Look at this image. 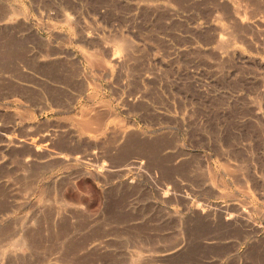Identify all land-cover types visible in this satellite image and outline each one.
I'll return each instance as SVG.
<instances>
[{"label":"rangeland","instance_id":"rangeland-1","mask_svg":"<svg viewBox=\"0 0 264 264\" xmlns=\"http://www.w3.org/2000/svg\"><path fill=\"white\" fill-rule=\"evenodd\" d=\"M0 264H264V0H0Z\"/></svg>","mask_w":264,"mask_h":264},{"label":"bare ground","instance_id":"bare-ground-1","mask_svg":"<svg viewBox=\"0 0 264 264\" xmlns=\"http://www.w3.org/2000/svg\"><path fill=\"white\" fill-rule=\"evenodd\" d=\"M221 40H219V42H220ZM224 41V40H223ZM220 47V46H219ZM223 47V46H222ZM198 208V207H197Z\"/></svg>","mask_w":264,"mask_h":264}]
</instances>
